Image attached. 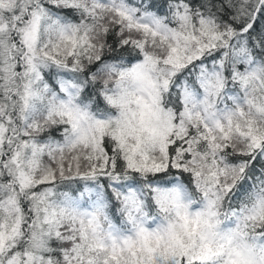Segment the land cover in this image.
Returning <instances> with one entry per match:
<instances>
[{
    "label": "snow or ice",
    "instance_id": "snow-or-ice-1",
    "mask_svg": "<svg viewBox=\"0 0 264 264\" xmlns=\"http://www.w3.org/2000/svg\"><path fill=\"white\" fill-rule=\"evenodd\" d=\"M0 264H264V0H0Z\"/></svg>",
    "mask_w": 264,
    "mask_h": 264
}]
</instances>
